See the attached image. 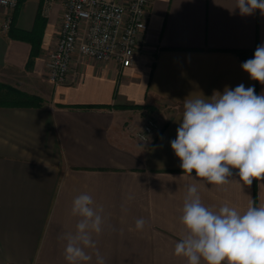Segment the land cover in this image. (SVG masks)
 Segmentation results:
<instances>
[{
  "label": "crops",
  "instance_id": "crops-1",
  "mask_svg": "<svg viewBox=\"0 0 264 264\" xmlns=\"http://www.w3.org/2000/svg\"><path fill=\"white\" fill-rule=\"evenodd\" d=\"M64 11L58 0L19 2L13 32L39 25L41 33L42 52L29 69L31 43L0 31V82L44 99L0 105V264H68L61 237L75 232L72 202L82 194L104 209V223L92 234L96 249H85L91 259L81 264H97V252L105 264H187L174 248L185 234L188 186L195 184L213 211L224 204L244 211L250 200L264 205V180L241 187L232 169V182L210 185L183 172L170 143L185 99H209L240 84L264 94V84L241 67L248 59L235 51L264 44V14L241 15L236 0H151L130 66L75 53L67 79L55 84L46 62ZM124 104L152 108L117 106ZM148 116L162 127L144 143L135 132ZM139 218L143 230L135 227Z\"/></svg>",
  "mask_w": 264,
  "mask_h": 264
},
{
  "label": "clouds",
  "instance_id": "clouds-1",
  "mask_svg": "<svg viewBox=\"0 0 264 264\" xmlns=\"http://www.w3.org/2000/svg\"><path fill=\"white\" fill-rule=\"evenodd\" d=\"M241 15L256 10L264 14V0H236ZM252 80L264 84V44L254 57L241 65ZM171 148L180 159L184 173L202 178L210 185L232 182V169L238 170L243 186L264 180V94L243 84L209 99L184 100L182 122ZM194 177V178H195ZM104 209L95 207L88 194L77 196L71 214L79 217L75 232H66L64 258L68 264H81L91 257L85 249H96L92 234H100ZM180 218L185 234L175 244L174 254L187 264H264V205L252 200L244 211L224 204L213 211L201 202L195 184L188 186ZM145 220H136L143 230ZM97 264H105L97 252Z\"/></svg>",
  "mask_w": 264,
  "mask_h": 264
},
{
  "label": "built area",
  "instance_id": "built-area-1",
  "mask_svg": "<svg viewBox=\"0 0 264 264\" xmlns=\"http://www.w3.org/2000/svg\"><path fill=\"white\" fill-rule=\"evenodd\" d=\"M56 0H44L48 6ZM65 6L59 36L48 52L46 73L64 82L75 53L97 61L130 66L148 28L151 0H58ZM19 0H0V31L8 32ZM161 119L148 116L135 136L148 143L161 129Z\"/></svg>",
  "mask_w": 264,
  "mask_h": 264
},
{
  "label": "trees",
  "instance_id": "trees-1",
  "mask_svg": "<svg viewBox=\"0 0 264 264\" xmlns=\"http://www.w3.org/2000/svg\"><path fill=\"white\" fill-rule=\"evenodd\" d=\"M21 2V0H19ZM41 21V20H40ZM39 26V25H38ZM36 25V28L32 31H14L12 27L9 30L10 36L14 38H20L31 43V52L30 57L27 63V68H31L34 64L35 58L41 54V33L39 27ZM254 49H238L235 50L238 55L244 59H252L254 57ZM44 102V99L37 95L32 94L26 91H23L17 87H14L10 84L0 82V105H18V106H37L41 105ZM81 106H90L84 105ZM101 106V105H97ZM106 106V105H102ZM122 107H134V108H143L148 107L152 108L150 105H140V104H124L117 105Z\"/></svg>",
  "mask_w": 264,
  "mask_h": 264
},
{
  "label": "rangeland",
  "instance_id": "rangeland-1",
  "mask_svg": "<svg viewBox=\"0 0 264 264\" xmlns=\"http://www.w3.org/2000/svg\"><path fill=\"white\" fill-rule=\"evenodd\" d=\"M17 82V81H16ZM17 84H18V82H17Z\"/></svg>",
  "mask_w": 264,
  "mask_h": 264
}]
</instances>
